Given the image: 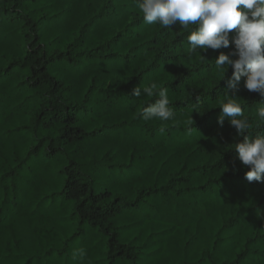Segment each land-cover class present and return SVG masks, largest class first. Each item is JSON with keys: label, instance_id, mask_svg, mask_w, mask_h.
I'll return each mask as SVG.
<instances>
[{"label": "trees", "instance_id": "trees-1", "mask_svg": "<svg viewBox=\"0 0 264 264\" xmlns=\"http://www.w3.org/2000/svg\"><path fill=\"white\" fill-rule=\"evenodd\" d=\"M188 34L135 0H0V264H264V182L219 122L264 96ZM152 82L174 120L141 118Z\"/></svg>", "mask_w": 264, "mask_h": 264}, {"label": "clouds", "instance_id": "clouds-1", "mask_svg": "<svg viewBox=\"0 0 264 264\" xmlns=\"http://www.w3.org/2000/svg\"><path fill=\"white\" fill-rule=\"evenodd\" d=\"M135 3L147 25L169 28L179 21L184 29H189L186 37L189 54L201 55L200 50L215 51L234 44V52H221L214 60L215 68L224 77L229 67L233 69L228 81L231 88L236 89L241 78L246 77L245 88L264 96V0H135ZM234 29L235 34L230 38ZM132 94L157 97L142 109L143 120L166 122L175 119L167 87H158L152 82L149 86L135 88ZM219 107L222 109L219 122L223 124L224 117L230 118L237 134L244 137L234 149L241 163L250 166L245 173L246 180L264 182V133H258L255 138L251 135L252 119L256 120L257 127L264 126V106L256 109L252 119L245 115L242 104L234 97L221 101ZM79 255H85L82 249Z\"/></svg>", "mask_w": 264, "mask_h": 264}]
</instances>
